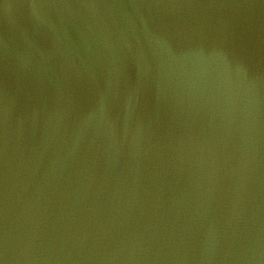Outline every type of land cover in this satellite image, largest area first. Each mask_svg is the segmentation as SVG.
Listing matches in <instances>:
<instances>
[{"label": "water", "instance_id": "95a60500", "mask_svg": "<svg viewBox=\"0 0 264 264\" xmlns=\"http://www.w3.org/2000/svg\"><path fill=\"white\" fill-rule=\"evenodd\" d=\"M0 264H264V0H0Z\"/></svg>", "mask_w": 264, "mask_h": 264}]
</instances>
